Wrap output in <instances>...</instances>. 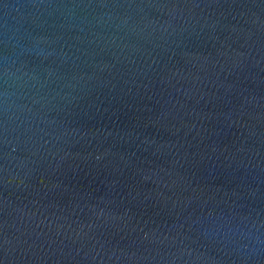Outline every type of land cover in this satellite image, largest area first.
I'll list each match as a JSON object with an SVG mask.
<instances>
[{
	"label": "water",
	"instance_id": "1",
	"mask_svg": "<svg viewBox=\"0 0 264 264\" xmlns=\"http://www.w3.org/2000/svg\"><path fill=\"white\" fill-rule=\"evenodd\" d=\"M0 264H264V0H0Z\"/></svg>",
	"mask_w": 264,
	"mask_h": 264
}]
</instances>
